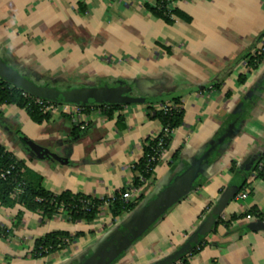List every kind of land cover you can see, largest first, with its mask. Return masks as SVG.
Returning a JSON list of instances; mask_svg holds the SVG:
<instances>
[{
	"label": "crops",
	"instance_id": "0c3cea01",
	"mask_svg": "<svg viewBox=\"0 0 264 264\" xmlns=\"http://www.w3.org/2000/svg\"><path fill=\"white\" fill-rule=\"evenodd\" d=\"M155 4L0 0V53L37 84L63 89L121 81L132 85L136 96L179 97L177 105L185 111L153 180L135 188L139 173L133 166L146 139L163 129L153 118L163 100L120 105L111 116L91 107L85 124L59 114L36 124L25 109L0 106V142L24 162L30 178H43L47 191L103 199L134 188V199L147 187L135 209L115 220L107 203L90 223H71L65 211L43 220L40 213L19 206H0V225L11 229L7 238L0 237V264L84 259L108 232L121 229L142 203L203 155L208 164L193 189L125 252L124 263L153 264L176 252L198 231L225 189L246 181L249 196L228 204L187 259L189 264H264V231L248 229L259 219L232 218L251 209L264 214V179L254 170L264 154V60L256 69L249 65L264 46V0H178L173 7L190 21L175 17L170 23L149 11L147 5ZM32 144L50 155L39 158ZM19 210L24 214L17 221ZM58 230L83 235L45 258H33L35 240Z\"/></svg>",
	"mask_w": 264,
	"mask_h": 264
},
{
	"label": "trees",
	"instance_id": "16d2710c",
	"mask_svg": "<svg viewBox=\"0 0 264 264\" xmlns=\"http://www.w3.org/2000/svg\"><path fill=\"white\" fill-rule=\"evenodd\" d=\"M178 0H156L155 5H147L149 11L154 15L161 17L167 23L173 21L175 17L182 18L186 21H190V17L178 8L169 10L170 3ZM264 60V46L263 49L252 56L249 60V65L252 69H256ZM244 80V78H241ZM24 91L16 86H13L10 82L0 78V106L15 105L18 108L25 109L31 120L36 124H42L44 122H50L52 120V114L44 113L40 107L34 104L31 100V96H25ZM170 100V101H169ZM168 101H162L161 107L164 105L172 104L177 105L180 103L179 97H174ZM29 103H31L29 105ZM87 111H90L91 107H99L103 113L111 116L112 112L120 107V105H86ZM185 111L180 107L173 108L169 111L159 109L155 111L153 118L159 119L163 125L162 131L155 137L147 138L143 147V155L133 166V172L139 173L133 180L135 188L143 187L147 182L153 180L155 169L160 164L161 160L158 157L161 153L160 142H163L164 149H168L175 129L180 127L184 122ZM168 128L169 132L165 133L164 129ZM20 140L23 141V135L18 131ZM178 160V153L174 154V162ZM260 163H264V154L259 158L254 166V170L257 172V177L264 179V167L259 170ZM11 167H13L11 169ZM10 174H7L5 178L1 177V173H6L10 170ZM29 169L25 166L22 160H19L13 152L7 149V147L0 142V206L4 208H14L16 206L21 207L25 211L30 213H40L43 220L53 219L59 214V209L62 207L68 216V221L71 223H90L94 222L101 213V206L104 204L109 205L110 214L112 220L118 217H124L129 214L135 207L144 199V188L140 196L125 200L123 194L126 190H122L121 193H116L111 198H94L84 194H74L70 191H64L61 194H54L47 191L43 185V178L39 175L30 178L28 176ZM246 181L240 185L241 191L246 186ZM21 188V192L13 196L15 190ZM24 210H19L17 214V221L21 220L24 214ZM241 217H255L256 219L264 221V214L257 209H251L249 212L242 216L234 215L232 218L238 219ZM222 222V220H220ZM11 234V229L0 225V237L7 238ZM83 235L82 231L76 232L74 235L67 230H58L55 232L47 233L41 238H38L34 242L32 250V256L35 259H42L55 253L66 246H68L74 239ZM204 238L201 239V241ZM201 241L193 247L192 252L197 250L198 246H201ZM174 264H189L187 257Z\"/></svg>",
	"mask_w": 264,
	"mask_h": 264
},
{
	"label": "water",
	"instance_id": "95a60500",
	"mask_svg": "<svg viewBox=\"0 0 264 264\" xmlns=\"http://www.w3.org/2000/svg\"><path fill=\"white\" fill-rule=\"evenodd\" d=\"M0 78L10 82L23 91L37 98H44L58 102H70L79 105H132L145 103H160V96H136L132 85H125L121 81L116 84L102 86L66 87L57 89L48 85H40L15 68L9 60L0 53ZM39 158L50 155L47 150L31 145ZM203 155L185 171L178 174L173 181L163 188L151 200H146L123 222L122 228H115L108 232L101 242L92 250L89 257L82 259L81 264H112L119 256L126 252L152 225H154L173 205L188 194L194 187L202 168ZM240 190V184H231L221 195L218 204L209 213L198 231L173 254L153 264H174L187 257L203 237L216 224L219 216L235 198ZM249 230L264 231V221L254 220L248 225Z\"/></svg>",
	"mask_w": 264,
	"mask_h": 264
},
{
	"label": "built area",
	"instance_id": "2783aa9c",
	"mask_svg": "<svg viewBox=\"0 0 264 264\" xmlns=\"http://www.w3.org/2000/svg\"><path fill=\"white\" fill-rule=\"evenodd\" d=\"M176 1L170 3L169 5V10L174 9L173 5ZM25 96H31V101L38 105L40 107V109L44 112V113H50L52 115L54 114H59V115H67L69 117H71L75 122H82V123H87V107L86 105H79V104H74V103H70V102H58V101H53V100H48V99H44V98H37L33 95H31L30 93L24 91L23 93ZM31 103H29L30 105ZM178 105H172V104H168V105H164L161 107V109L165 110V111H169L173 108H178ZM165 133H168L169 130L168 128L164 129ZM159 147H161V153L158 157V160L162 159V156L164 155V153L166 152V149H164L163 147V142H160ZM264 167V163H260L259 165V170H261ZM13 167H11L12 169ZM10 170H7L6 173H1V177L5 178L7 174H10L11 172ZM250 187L245 186L241 191H239L236 196L235 199H239V200H243L246 199L249 194H250ZM21 192V188H17L13 194V196L18 195ZM136 190L134 188L128 189L124 194H123V198L125 200H130L134 197ZM64 211L63 208L61 207L59 209V212ZM58 215V214H57ZM56 215V216H57ZM55 218V217H54ZM250 218V217H248Z\"/></svg>",
	"mask_w": 264,
	"mask_h": 264
},
{
	"label": "rangeland",
	"instance_id": "374dc122",
	"mask_svg": "<svg viewBox=\"0 0 264 264\" xmlns=\"http://www.w3.org/2000/svg\"><path fill=\"white\" fill-rule=\"evenodd\" d=\"M196 184V183H195ZM6 227V226H5ZM92 253V252H91ZM91 254L90 252L87 253V255H85V258L89 257ZM127 255L124 252L121 256H119L112 264H122L124 262H127ZM84 258V259H85ZM82 260H78V261H74L72 264H81ZM125 264V263H124Z\"/></svg>",
	"mask_w": 264,
	"mask_h": 264
},
{
	"label": "flooded vegetation",
	"instance_id": "af4514ba",
	"mask_svg": "<svg viewBox=\"0 0 264 264\" xmlns=\"http://www.w3.org/2000/svg\"><path fill=\"white\" fill-rule=\"evenodd\" d=\"M51 87V86H50ZM57 89H60V88H57ZM63 89H65V88H63Z\"/></svg>",
	"mask_w": 264,
	"mask_h": 264
}]
</instances>
